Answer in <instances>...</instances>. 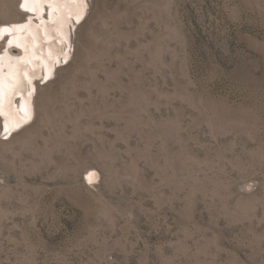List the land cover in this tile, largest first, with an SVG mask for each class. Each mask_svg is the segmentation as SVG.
I'll use <instances>...</instances> for the list:
<instances>
[{
	"label": "rangeland",
	"instance_id": "obj_1",
	"mask_svg": "<svg viewBox=\"0 0 264 264\" xmlns=\"http://www.w3.org/2000/svg\"><path fill=\"white\" fill-rule=\"evenodd\" d=\"M21 1L0 264H264V0Z\"/></svg>",
	"mask_w": 264,
	"mask_h": 264
},
{
	"label": "bare ground",
	"instance_id": "obj_2",
	"mask_svg": "<svg viewBox=\"0 0 264 264\" xmlns=\"http://www.w3.org/2000/svg\"><path fill=\"white\" fill-rule=\"evenodd\" d=\"M30 0H22L20 3V10L23 13L26 14H31L33 11H37L39 10V6H30L29 5ZM21 5H23V7H21ZM13 30L16 32V35L10 36L9 33L10 31ZM19 29L17 27L14 28H6L0 29V39L3 37L2 41L3 42L7 37H11L10 38V42L12 43H17L20 49H23L24 51V59L21 60L23 67H21V72L23 73V75L26 76V74L23 72L24 68L27 65V56H28V52H26L24 43L22 41V39L20 38V35L18 33ZM42 37H45V35H42ZM30 42L33 44V47L38 48V44H37V38L34 36H30L29 38ZM17 47V46H16ZM12 49H17L13 46H11ZM21 52V51H20ZM14 53V52H13ZM7 59H10V55L5 54L3 57H0V65H4L5 66V62ZM16 73L15 71L13 72V74ZM10 75V74H9ZM12 88V86L10 84L4 83L3 80L0 81V120H1V128L2 130L6 129L8 131H10L12 129V127L15 125H19L20 124V120L24 119L23 121L27 120V112H28V107H26V104L22 102V108H21V113H18V116L16 115H11L9 114L7 111H5V108L8 107V102H9V97L11 94H9V92H6L4 90V88ZM16 131V130H14Z\"/></svg>",
	"mask_w": 264,
	"mask_h": 264
},
{
	"label": "snow or ice",
	"instance_id": "obj_3",
	"mask_svg": "<svg viewBox=\"0 0 264 264\" xmlns=\"http://www.w3.org/2000/svg\"><path fill=\"white\" fill-rule=\"evenodd\" d=\"M21 7H23V5H21Z\"/></svg>",
	"mask_w": 264,
	"mask_h": 264
}]
</instances>
